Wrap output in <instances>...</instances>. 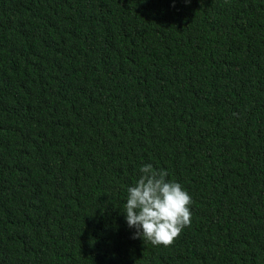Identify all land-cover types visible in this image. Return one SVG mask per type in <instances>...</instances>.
Returning <instances> with one entry per match:
<instances>
[{"label": "trees", "instance_id": "16d2710c", "mask_svg": "<svg viewBox=\"0 0 264 264\" xmlns=\"http://www.w3.org/2000/svg\"><path fill=\"white\" fill-rule=\"evenodd\" d=\"M149 163L170 246L126 222ZM0 264H264V0H0Z\"/></svg>", "mask_w": 264, "mask_h": 264}, {"label": "clouds", "instance_id": "9594fccd", "mask_svg": "<svg viewBox=\"0 0 264 264\" xmlns=\"http://www.w3.org/2000/svg\"><path fill=\"white\" fill-rule=\"evenodd\" d=\"M141 175L128 187L124 213L133 239H143L153 246H170L191 225L192 197L168 172L152 164L139 169Z\"/></svg>", "mask_w": 264, "mask_h": 264}]
</instances>
